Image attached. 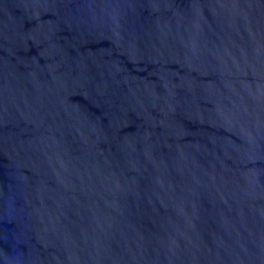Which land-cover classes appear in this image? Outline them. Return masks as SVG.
<instances>
[{"label": "water", "instance_id": "95a60500", "mask_svg": "<svg viewBox=\"0 0 264 264\" xmlns=\"http://www.w3.org/2000/svg\"><path fill=\"white\" fill-rule=\"evenodd\" d=\"M0 264H264V0H0Z\"/></svg>", "mask_w": 264, "mask_h": 264}]
</instances>
